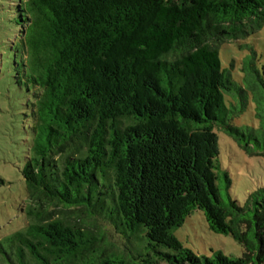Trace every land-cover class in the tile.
<instances>
[{
    "label": "trees",
    "instance_id": "obj_1",
    "mask_svg": "<svg viewBox=\"0 0 264 264\" xmlns=\"http://www.w3.org/2000/svg\"><path fill=\"white\" fill-rule=\"evenodd\" d=\"M256 18L264 0H20L0 15V87L19 101L21 173L37 205L0 240V258L264 264V189L243 205L224 194L216 131L246 138L219 47ZM256 88L264 112L262 78ZM43 205L104 221L129 253H103V238L64 218L46 223ZM195 212L243 256L185 249L174 231Z\"/></svg>",
    "mask_w": 264,
    "mask_h": 264
},
{
    "label": "rangeland",
    "instance_id": "obj_2",
    "mask_svg": "<svg viewBox=\"0 0 264 264\" xmlns=\"http://www.w3.org/2000/svg\"><path fill=\"white\" fill-rule=\"evenodd\" d=\"M19 1L0 0V15ZM245 32L234 40L225 41L219 52L223 69L229 72L235 85L233 95L226 94V104L234 114L232 125L246 138L237 141L224 131L216 130L221 153L218 172L230 180L229 186L220 180L221 187L226 196L242 205L250 194L264 189V112L259 106L260 93L256 88L259 79L264 80V23L256 18ZM11 96L0 87V240L23 229L27 224L28 207L37 206L28 201V190L21 173L23 154L19 130L14 127L18 126L14 115L20 112L19 101L16 97L12 101ZM42 208L49 212L45 213L46 223L64 218L83 231L103 238V253H129L127 242L104 221L78 212H65L60 207L43 205ZM174 235L185 249L198 256L211 258L221 254L237 261L244 254L243 247L232 236L212 231L202 212L193 213ZM0 264L7 263L0 258Z\"/></svg>",
    "mask_w": 264,
    "mask_h": 264
}]
</instances>
